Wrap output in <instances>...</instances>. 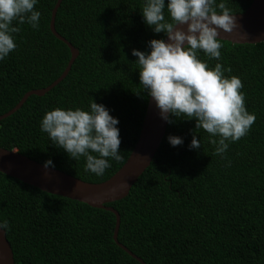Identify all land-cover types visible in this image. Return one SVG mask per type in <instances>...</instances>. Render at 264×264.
Masks as SVG:
<instances>
[{
  "label": "trees",
  "instance_id": "obj_1",
  "mask_svg": "<svg viewBox=\"0 0 264 264\" xmlns=\"http://www.w3.org/2000/svg\"><path fill=\"white\" fill-rule=\"evenodd\" d=\"M251 1L225 0L233 13ZM55 2L38 0V29L19 25L16 48L0 60V114L25 92L48 86L68 62L69 48L49 29ZM142 7L143 0H61L54 28L78 55L61 81L42 95H29L0 120V147L42 164L51 160V167L86 182L115 173L138 138L148 100L131 49L147 51L150 39L165 37L143 22ZM221 43L219 62L231 70L224 75L241 80L246 110L255 113V121L229 143L224 159L213 154L208 134L195 130L194 119L166 124L149 166L125 197L106 204L119 214L117 240L145 264H264V41ZM198 57L210 67L217 63L202 51ZM92 99L118 118L121 159H109L101 176L85 172L83 157L69 158L39 129L46 110L86 109ZM170 134L183 143L170 146ZM193 134L199 149L188 147ZM0 219L9 224L5 236L14 264H141L114 242L111 211L2 172Z\"/></svg>",
  "mask_w": 264,
  "mask_h": 264
},
{
  "label": "clouds",
  "instance_id": "obj_2",
  "mask_svg": "<svg viewBox=\"0 0 264 264\" xmlns=\"http://www.w3.org/2000/svg\"><path fill=\"white\" fill-rule=\"evenodd\" d=\"M37 3L38 0H0V60L16 48L14 34L20 31L19 25L27 23L38 29ZM140 12L153 33L162 32L166 37L150 39L147 51L131 49L143 93L152 98L167 123L194 119L195 130L203 129L208 143L214 146L213 154L224 159L229 143L246 135L255 121V113L246 110L241 80L235 75L225 76L231 70L222 68L219 62L222 43L218 30H233V12L225 0H143ZM201 51L217 63L210 67L198 57ZM117 125L118 118L93 99L86 109L46 110L39 121L40 131L47 134L53 146L69 158L83 157L84 171L96 176L110 167L109 159H121ZM166 139L173 147L183 143L177 135L170 134ZM188 147L201 148L195 134ZM44 166L54 167L51 160L44 161ZM8 227V221L0 219V230L5 232Z\"/></svg>",
  "mask_w": 264,
  "mask_h": 264
},
{
  "label": "water",
  "instance_id": "obj_3",
  "mask_svg": "<svg viewBox=\"0 0 264 264\" xmlns=\"http://www.w3.org/2000/svg\"><path fill=\"white\" fill-rule=\"evenodd\" d=\"M60 2L61 0H56L51 9L49 29L57 39L64 42L69 48L70 56L64 70L48 86L25 92L10 110L0 114V120L16 111L29 95H42L61 81L77 57V49L58 34L54 28V17ZM233 15L236 26L231 32L218 30L220 39L232 43H257L264 41V0H252L243 12L233 13ZM178 27L184 29L186 26L178 25ZM166 124L167 122L161 119L155 102L148 96L139 135L127 159L115 173L101 182L91 183L83 181L51 166L45 167L44 164L15 150L1 147L0 172L50 194L64 196L84 202L92 207L111 211L115 215L114 242L138 260L139 263L145 264L142 259L134 255L117 240L119 214L113 207L106 206V204L119 200L128 194L131 186L153 160L164 136ZM0 264H14L12 249L3 230H0Z\"/></svg>",
  "mask_w": 264,
  "mask_h": 264
}]
</instances>
